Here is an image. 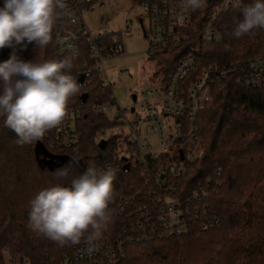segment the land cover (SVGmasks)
I'll list each match as a JSON object with an SVG mask.
<instances>
[{
	"label": "trees",
	"instance_id": "1",
	"mask_svg": "<svg viewBox=\"0 0 264 264\" xmlns=\"http://www.w3.org/2000/svg\"><path fill=\"white\" fill-rule=\"evenodd\" d=\"M1 2L0 7L3 6ZM213 2L206 0L205 7ZM251 2L240 0L238 7L219 13L215 19L219 38L197 43L190 50L195 64L188 73L189 79L209 65L226 66L237 59L264 55V28L239 38L232 35L236 21L242 19V8ZM72 27L63 10L52 33L57 28ZM166 49L167 52L175 51L172 47ZM13 51L20 59L36 62L70 55L56 52L53 35L46 48H37L35 42L27 40L15 49L0 48V61L7 60ZM162 52L150 57L154 58L153 69L161 68L166 72L181 52L173 59ZM80 71H86L80 84V93L85 92L86 96L82 102L80 94L68 102V105L81 108V115L73 123L77 136L75 153L69 149H49L45 137L35 144L21 146L16 143V134L0 117V264H8L3 250L11 256L20 255L27 264H60L63 251L71 245H62L37 234L28 226V221L30 200L39 190L57 183L53 172L67 165L61 157L79 158L71 173L79 175L88 165L98 167L102 155L109 150L107 142L103 148L98 147L96 137L98 128L112 122L91 108L94 101L104 99L106 91L99 84L92 61L81 69L75 65L72 73L76 75ZM210 92V104L196 114L202 153L187 164L186 173L195 180L212 177L207 203L217 214L218 223L207 229L193 225L182 234L126 240L121 246L123 255L113 264H264V85L246 87L236 83L234 75L229 73L214 82ZM115 139L111 136L107 141L112 144ZM39 152L52 161L37 158ZM113 184L114 200L109 205L111 222L101 239L116 238L126 223L125 217L116 211V195L138 186L134 173L122 171L116 173ZM62 186L70 187V178L63 181Z\"/></svg>",
	"mask_w": 264,
	"mask_h": 264
},
{
	"label": "built area",
	"instance_id": "2",
	"mask_svg": "<svg viewBox=\"0 0 264 264\" xmlns=\"http://www.w3.org/2000/svg\"><path fill=\"white\" fill-rule=\"evenodd\" d=\"M134 5V18L143 36L148 38L146 54L152 56L163 51L168 58L178 57L165 72L153 69L145 88L127 92V100L119 105L113 84L103 72L102 60L124 52V36L130 31V18L124 17L116 30L101 28L100 17L96 25H86L83 14L90 5L101 0H63L64 10L73 27L53 31L54 47L58 54L77 53L75 65L81 69L88 61L99 75V84L106 91L104 99L94 101L91 108L112 122L97 129L96 142L116 137L118 147L102 155L98 168L114 172L134 173L138 186L116 195V211L126 223L114 238L79 244L65 248L60 264H113L123 255L126 240L142 241L147 237L182 234L196 225L207 229L219 218L207 203L212 177L195 180L186 173L187 164L200 157L196 114L211 102V86L232 73L238 84L246 87L264 85V55L237 59L226 66L209 65L189 79L195 59L191 49L197 43L216 40L220 31L215 19L223 10L235 8L240 0H214L208 7L190 11L183 0H129ZM194 41V44H191ZM175 48V51L166 48ZM124 69L117 73L122 80ZM131 94L134 95L132 99ZM126 113H130L128 118ZM81 115V108L67 105L63 122L45 135L49 149L77 151V136L73 123ZM127 127L113 132L112 127ZM106 129L110 131L106 132ZM150 133V136L144 134ZM103 146V147H104ZM102 147V148H103ZM126 164L127 169L122 170ZM195 180V181H194ZM6 254L8 264H27L20 255Z\"/></svg>",
	"mask_w": 264,
	"mask_h": 264
},
{
	"label": "clouds",
	"instance_id": "3",
	"mask_svg": "<svg viewBox=\"0 0 264 264\" xmlns=\"http://www.w3.org/2000/svg\"><path fill=\"white\" fill-rule=\"evenodd\" d=\"M205 5L206 0H184V6L193 10ZM64 8L63 0H4L0 48L15 49L25 40L46 48ZM258 28H264V0H252L242 8L232 35L239 38ZM76 59L75 50L43 62L20 59L13 51L0 61V117L16 134L17 144H35L63 122L69 99L81 94L72 73ZM79 160L72 157L68 165L56 169L53 175L58 182L39 190L29 202L28 226L62 245L79 244L86 233L89 242L98 241L111 222L115 173L88 165L83 173L71 174ZM69 178L71 186H62Z\"/></svg>",
	"mask_w": 264,
	"mask_h": 264
},
{
	"label": "rangeland",
	"instance_id": "4",
	"mask_svg": "<svg viewBox=\"0 0 264 264\" xmlns=\"http://www.w3.org/2000/svg\"><path fill=\"white\" fill-rule=\"evenodd\" d=\"M102 2H96L91 4L87 11L83 14V19L88 26L96 25V20L101 17L104 22L101 28L107 30H116L122 25L124 17L130 18L131 27L130 31L124 36V52L113 56H108L102 60L103 72L107 79L113 84L114 94L119 105H124L127 100L123 97V88L127 92L137 91L145 88L147 77L153 73V59L146 54L148 47V38L143 36L138 26L136 19L134 18V5L129 0H101ZM4 0L1 4L3 5ZM166 58V55H163ZM34 57V56H33ZM38 59V55H35ZM34 58V59H35ZM124 69L126 75L122 80L117 78V73ZM128 118L131 117L130 113H126ZM122 129L124 133L127 132V127L121 124L119 127H112L111 130L115 132L118 129ZM110 131L106 129V132ZM144 134L150 136V133ZM113 145L118 147V141H113ZM107 148L111 150L110 145ZM37 158L42 160L44 155L39 152ZM50 158V157H48ZM58 158H55L56 160ZM51 162L52 159H48ZM71 159L67 163H70ZM73 165V170L74 166ZM4 259L6 260V254L3 252ZM9 255V254H8Z\"/></svg>",
	"mask_w": 264,
	"mask_h": 264
},
{
	"label": "water",
	"instance_id": "5",
	"mask_svg": "<svg viewBox=\"0 0 264 264\" xmlns=\"http://www.w3.org/2000/svg\"><path fill=\"white\" fill-rule=\"evenodd\" d=\"M85 75H86V71L77 72V74H76L77 83L81 84V82L83 81V78H84ZM85 96H86V93L85 92L81 93L79 95V101L82 102L83 99L85 98ZM131 97L133 99L134 98V95L131 94ZM104 144H105L104 139H100V140L97 141V145L100 148H102L104 146ZM43 155H44V157L46 156V154H44V153H43ZM42 160L43 161L45 160L46 162L49 161L46 158H43ZM61 160H64L67 165L69 164V163H67L68 160H69V158H63V157H61ZM126 169H127V165L126 164L122 165V170H126Z\"/></svg>",
	"mask_w": 264,
	"mask_h": 264
}]
</instances>
